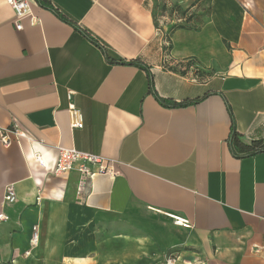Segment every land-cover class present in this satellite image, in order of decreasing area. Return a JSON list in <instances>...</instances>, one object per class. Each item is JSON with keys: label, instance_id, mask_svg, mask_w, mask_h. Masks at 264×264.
Masks as SVG:
<instances>
[{"label": "crops", "instance_id": "0c3cea01", "mask_svg": "<svg viewBox=\"0 0 264 264\" xmlns=\"http://www.w3.org/2000/svg\"><path fill=\"white\" fill-rule=\"evenodd\" d=\"M48 2L74 23L35 0L36 20L17 31L0 0V136L16 123L48 145L50 167L63 145L115 174L80 192L79 173L50 175L31 141H0V261L161 264L151 260L176 245V264H264V149L247 154L230 138L234 121L245 144L264 145V0H170L191 13L182 24L170 12L159 21L152 0ZM151 87L167 102L200 101L170 108ZM69 93L83 128L71 127ZM158 216L176 236L158 252H103Z\"/></svg>", "mask_w": 264, "mask_h": 264}, {"label": "built area", "instance_id": "2783aa9c", "mask_svg": "<svg viewBox=\"0 0 264 264\" xmlns=\"http://www.w3.org/2000/svg\"><path fill=\"white\" fill-rule=\"evenodd\" d=\"M8 3L12 6L15 11L17 22H16V30L22 31L23 25L22 21L26 18H30L31 21H35V17L32 13L31 3L35 0H7ZM165 3L168 5L167 8H171L170 0H165ZM192 15L186 12L184 16L175 12V18L177 24H182ZM167 15L163 17V19H167ZM70 102L73 99L72 93H69ZM69 111H71V127L73 129L83 128V115L81 111H79L76 106L71 102L69 104ZM26 139L31 141L33 145V154L34 159L39 163L41 168L46 170V172L50 173V175L59 177L63 174L78 172L80 175V185L79 191H85L88 183L95 177L97 174H115L113 163H108L102 158H99L95 155H90L88 153L82 152L77 148H68L63 145L56 146L55 150L57 152V157L54 162L53 167H50L48 160H46V155L49 152V147L47 144L41 141L33 140L27 133L19 127L18 124H12L11 127L5 128L1 131L0 141L1 143L9 148L12 146L13 140ZM6 200L10 202H14L17 195L14 191L13 187H8L6 191ZM0 219H4L3 215H0ZM175 222L184 227H190L191 224L189 220L175 216ZM32 245L36 247L40 240L37 229H35L34 234L32 236ZM255 253L257 255H261L264 257V247H255ZM30 253H26L28 256ZM180 255L175 254V256L166 258L161 264H176L180 260ZM154 264V263H153ZM191 264H207L206 262L199 260L196 262H192Z\"/></svg>", "mask_w": 264, "mask_h": 264}, {"label": "rangeland", "instance_id": "374dc122", "mask_svg": "<svg viewBox=\"0 0 264 264\" xmlns=\"http://www.w3.org/2000/svg\"><path fill=\"white\" fill-rule=\"evenodd\" d=\"M160 3H165V0H152V6L158 13L157 5ZM208 4L203 6V10H208ZM159 21H165L162 16L159 13ZM154 220V226L149 225L145 226L143 229H135L131 232L134 233L133 238H127V239H120V238H113L111 240H104V244H102V250L104 253L111 254V253H127V252H133V253H139L143 251H153L158 252L161 250L162 245L165 247V244L168 241L174 240L175 235L170 233V231L166 230L165 227L162 224H169V220L159 217L153 218ZM160 224V225H159ZM159 225V227H157ZM140 238V239H139ZM106 239V238H105ZM180 251L178 247L170 246L168 247V250L166 251L165 255L158 259L151 260L152 263L156 261H160L166 258H170L175 256V254H178Z\"/></svg>", "mask_w": 264, "mask_h": 264}, {"label": "trees", "instance_id": "16d2710c", "mask_svg": "<svg viewBox=\"0 0 264 264\" xmlns=\"http://www.w3.org/2000/svg\"><path fill=\"white\" fill-rule=\"evenodd\" d=\"M39 3H41L43 6L49 8V9H52L54 12H57L63 19H66V21L70 22V23H74V22H71L69 21V19L63 15L60 11H58V9H55L51 4L50 2H48V0H37ZM167 4L166 3H160L157 5V8L161 14V16H166V14H168L170 12V15L171 14H175V12H178L179 14H182L184 16V14H186V11H183V8L179 5H173L172 8H167ZM157 16V13H155V17ZM192 18H190L191 20ZM75 27L77 28L78 31H80L84 36H86L88 39H90L92 42L96 43L97 42L95 41V39H93L88 33H86L84 30H82L80 27L76 26ZM184 26H174L173 29L171 30V32H174L175 30L177 29H180V28H184ZM108 58V56H107ZM108 60H110L108 58ZM125 64H129V65H140L142 66L143 68H145V66H143L142 64H139L138 61L137 62H124ZM146 69V68H145ZM151 91L154 92V95L156 96L157 100L163 105V106H167V107H186L187 105L189 104H192V103H197L199 102L200 100L198 101H187L185 103H176V102H167L166 100L162 99L158 93L155 91L154 88L151 87ZM232 116V119H233V114L231 115ZM231 146L234 148V147H241L242 148V152H245L247 154H252V153H255V152H258L260 150H263L264 149V145L260 142H254L252 143V145H247L245 144L243 141H242V137L241 135L237 132L236 130V124L235 122L233 121V126H232V131H231ZM0 264H9V263H4V262H1L0 261Z\"/></svg>", "mask_w": 264, "mask_h": 264}]
</instances>
